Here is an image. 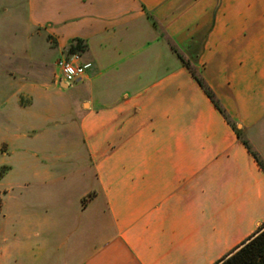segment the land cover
I'll return each mask as SVG.
<instances>
[{
	"label": "crops",
	"instance_id": "0c3cea01",
	"mask_svg": "<svg viewBox=\"0 0 264 264\" xmlns=\"http://www.w3.org/2000/svg\"><path fill=\"white\" fill-rule=\"evenodd\" d=\"M25 10L29 40L55 41L62 57L81 39L93 64L71 87L53 79L56 66L38 72L75 96L71 136L23 176L41 204L27 219L30 254L46 264H218L264 226V170L243 143L264 165V0H25ZM22 80L30 103L9 97L6 112L51 91Z\"/></svg>",
	"mask_w": 264,
	"mask_h": 264
},
{
	"label": "rangeland",
	"instance_id": "374dc122",
	"mask_svg": "<svg viewBox=\"0 0 264 264\" xmlns=\"http://www.w3.org/2000/svg\"><path fill=\"white\" fill-rule=\"evenodd\" d=\"M25 11V0H0V264H46L40 252L32 255L26 248V235L31 232V225L27 222L29 212L33 204H41L32 203V193L23 182V176L32 168V160L37 155L58 152L59 144L71 136L69 126L73 120L68 107L74 106V89L60 93L59 88L47 80L48 77L43 80L38 76L42 71L49 76L52 69H56L60 57L53 53L55 41L49 39L50 45H47L41 37L29 40L24 34ZM175 46L183 59L190 63L186 50L177 43ZM65 52L69 53V48ZM190 65L195 67L192 63ZM58 73L53 79L61 86ZM30 77L43 80L51 91L45 93L46 98L22 112H6L5 101L9 97L19 96L18 104L21 105L30 103L25 93L18 92L19 83L25 85L22 79ZM11 115L14 121L9 123ZM23 135L28 137L16 139ZM11 140L16 141L11 143ZM47 140L54 145L45 146ZM4 142L9 144V152ZM72 199L68 200L67 206ZM36 212L41 216L45 210L38 207ZM36 232H42V225ZM11 246L14 249L10 252Z\"/></svg>",
	"mask_w": 264,
	"mask_h": 264
},
{
	"label": "trees",
	"instance_id": "16d2710c",
	"mask_svg": "<svg viewBox=\"0 0 264 264\" xmlns=\"http://www.w3.org/2000/svg\"><path fill=\"white\" fill-rule=\"evenodd\" d=\"M87 50V44L81 39L73 40L69 46V54L80 53L83 55V53H85ZM178 56L183 65L193 74L195 80L197 81L201 89L205 92L207 97L211 100L215 107L222 114H224L219 101L217 100L211 88L204 81V79L200 75L196 74V70H194L191 67L190 63L186 62L180 54H178ZM237 134L240 138L241 134L239 132H237ZM243 143L247 146L249 151L253 154L255 159L259 162V165L264 170V165L259 160V157L252 152L250 146L246 141H243ZM218 264H264V226L260 228L257 233L253 237H251L237 252L225 258Z\"/></svg>",
	"mask_w": 264,
	"mask_h": 264
},
{
	"label": "built area",
	"instance_id": "2783aa9c",
	"mask_svg": "<svg viewBox=\"0 0 264 264\" xmlns=\"http://www.w3.org/2000/svg\"><path fill=\"white\" fill-rule=\"evenodd\" d=\"M93 66L92 63H86L80 53L65 54L56 62L61 81L67 87L80 82L86 76V73Z\"/></svg>",
	"mask_w": 264,
	"mask_h": 264
}]
</instances>
